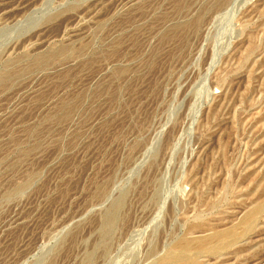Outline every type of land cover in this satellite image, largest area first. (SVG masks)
<instances>
[{"label":"rangeland","instance_id":"obj_1","mask_svg":"<svg viewBox=\"0 0 264 264\" xmlns=\"http://www.w3.org/2000/svg\"><path fill=\"white\" fill-rule=\"evenodd\" d=\"M7 2L0 264H150L212 216L193 176L234 236L262 204L239 245L264 254V0Z\"/></svg>","mask_w":264,"mask_h":264},{"label":"bare ground","instance_id":"obj_2","mask_svg":"<svg viewBox=\"0 0 264 264\" xmlns=\"http://www.w3.org/2000/svg\"><path fill=\"white\" fill-rule=\"evenodd\" d=\"M14 1L15 0H8L5 7L11 6ZM228 1L229 0H215L214 7H221ZM79 13L76 12L75 15H71L68 19H76ZM204 19L205 15L198 16L194 21V26H201ZM199 181L196 180L194 176L190 178L193 190L197 191L191 189L189 202L185 207V210L187 211L184 213L188 215L189 212H192L194 214H192L193 217L197 219L202 218L206 213L211 214L212 216L205 218L204 221L199 223H194L187 229V236H194L193 238H182L178 241L175 240L176 242L174 243H172L173 241H171L170 244L168 242L167 246L164 245L163 254L160 257L155 258L150 264H259V260L264 257V254L257 255V253H253L247 257H241L240 253L242 248L240 247H242V245H239V241H244L246 238L250 239L251 236L256 234L258 222L260 221L259 219L263 218L260 211L262 204H256L241 218L239 223V225H241L240 231L234 236L233 228H223L220 227V225L214 224L220 223L225 219L222 218V214L219 213V206L222 204V198L215 196V193H212L209 189L207 192H202L203 194L200 195ZM219 194L220 193H218V195ZM118 208L119 205L116 204V206L111 209L110 215L106 219L109 230L113 229L114 224L118 219ZM258 212L259 216L255 217ZM189 215L191 216V214ZM188 218L189 217L186 219ZM159 247L160 244L157 242L151 248L148 258L150 256L154 257V255H158Z\"/></svg>","mask_w":264,"mask_h":264}]
</instances>
